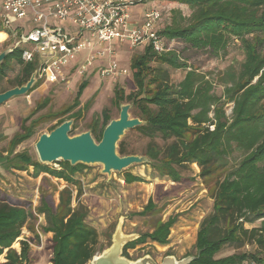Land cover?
I'll use <instances>...</instances> for the list:
<instances>
[{
  "label": "trees",
  "instance_id": "1",
  "mask_svg": "<svg viewBox=\"0 0 264 264\" xmlns=\"http://www.w3.org/2000/svg\"><path fill=\"white\" fill-rule=\"evenodd\" d=\"M169 1L187 7L190 14L186 16L182 9L174 10L160 36L196 50H207L215 57L227 56L234 46L243 55L239 70L230 69L223 76L224 90L220 95L214 92L215 86L206 75L195 70L188 71L180 83L174 84L170 82L169 69H187L186 64L177 53L160 54L149 45L144 55L131 63L137 91L126 95L117 87L114 104L119 108L125 103L133 106L135 118L143 122L133 131L149 140L142 155L153 163L159 174L180 182L182 177L177 169L195 164L203 179H216L213 212L201 222L195 244L198 254L190 264L248 261L264 264V0ZM8 46L13 53L0 65V94L26 85L38 70L37 56L25 62L22 48ZM153 62L158 66L153 68ZM12 64L20 72L4 85L14 69ZM37 88L38 83L32 91ZM227 105H232L230 115L225 110ZM68 120L58 122L51 132ZM111 121L110 111L105 110L102 120L91 127L96 142L102 141ZM76 129L74 125L72 132ZM29 133L35 132L30 129ZM158 140L170 145L167 149L159 148ZM118 152L122 157L139 155L126 141L120 142ZM24 160L26 165L34 167L36 175L48 174L68 185L60 192L58 205L53 195H49L37 207L39 214L45 216V232L53 235L43 246L51 256L50 264H90L96 255L111 246L112 236L108 245L103 246L98 230L88 224L90 211L80 201L83 188L76 180L85 166L61 162V169L56 170ZM124 180L128 184L144 181L129 172L124 173ZM71 187L76 188L75 198ZM155 210L151 200L139 215L146 216ZM34 220L35 214L29 206L14 205L0 196V255ZM175 223L172 217L166 222L160 221L151 234L128 244L124 256L131 259L128 250L147 243L148 238L161 246L168 245ZM257 223L260 224L256 226ZM250 245L256 246L257 252L217 258L227 246L242 249ZM28 251V244L23 243L24 258ZM8 257V264L20 263L13 250H9Z\"/></svg>",
  "mask_w": 264,
  "mask_h": 264
},
{
  "label": "rangeland",
  "instance_id": "2",
  "mask_svg": "<svg viewBox=\"0 0 264 264\" xmlns=\"http://www.w3.org/2000/svg\"><path fill=\"white\" fill-rule=\"evenodd\" d=\"M153 8L163 10L165 20L158 26L159 32L169 24L174 10L182 9L186 16L190 14L187 7L176 1L152 0L131 7V22L139 20L146 10ZM14 25L25 27L22 21ZM163 39L166 52L177 53L181 62L187 66V69H169L170 82L174 84L180 83L188 71L195 70L205 74L207 80L214 84V92L220 95L224 90L223 76L230 69L238 71L239 62L243 59L239 49L234 46L230 48L227 56L215 57L207 50H196L183 42ZM14 42L12 39L4 46L0 45V54L8 50L7 45L12 48ZM145 49L143 46H117L116 62L121 67L129 69L131 73L127 77L106 79L102 78L99 72L101 68L108 66L110 61L108 58L94 62L83 75L77 72L89 56V52H84L71 63L64 81L47 84L37 80L38 88L29 95L14 98L0 106V196L14 205L29 206L35 214V220L22 231L23 240L19 243L20 247L17 246L21 255L15 251L20 259L19 264H48L44 256H48L49 253L43 246L53 235L45 232L46 221L42 220L45 216L39 214L37 207L42 199L48 200L49 195H53L55 204L58 205L59 199L55 196L67 185L65 181L36 175L34 167L26 165L28 163L24 158L30 162L40 163L36 150L40 137L50 134L58 122L68 120L72 115H75L72 120L77 126L75 132H71L72 137L91 132V127L102 120L105 110L110 111L112 121L119 119L121 106L124 104L120 108L114 104L115 89L121 88L126 95L137 91L131 63L134 58L143 56ZM12 66L14 69L9 72L4 85L10 80L13 81L20 72L19 67L15 64ZM157 66V63H152L153 68ZM84 84L86 86L82 89ZM225 110L227 115H230L232 105H227ZM132 111L133 108L131 116L135 118ZM30 129L35 132L33 135H30ZM28 135L30 136L27 137ZM122 141H126L135 149L138 156L146 157L142 154L149 140L135 131H128ZM158 145L159 148L167 149L170 142L158 140ZM149 162L145 165H135L122 173H113L112 176L103 174L104 168L100 164L84 165L85 167L76 175V180L83 188L80 201L90 211L88 224L98 230L100 244L107 246L120 221L123 222L122 231L125 235L142 236L151 234L160 221L175 218L176 223L171 230L168 245L161 246L148 238L147 243L128 250V254L132 260L149 255L158 264H163L167 257H174L179 262L192 259L198 254L195 244L201 222L213 212L212 193L216 179H203L200 176V168L194 164L178 168L182 181L174 182L169 177L159 174L153 163L150 160ZM46 166L60 170L61 162ZM125 172L140 176L144 181L128 184L124 181ZM218 176L220 174L214 178ZM71 188L75 198L76 188ZM151 200L156 207L155 212L140 216ZM247 228L250 229L252 226ZM23 243L29 246L27 258L22 256ZM255 252L257 247L254 245L242 249L227 246L217 258ZM244 264L253 263L248 261Z\"/></svg>",
  "mask_w": 264,
  "mask_h": 264
},
{
  "label": "built area",
  "instance_id": "3",
  "mask_svg": "<svg viewBox=\"0 0 264 264\" xmlns=\"http://www.w3.org/2000/svg\"><path fill=\"white\" fill-rule=\"evenodd\" d=\"M148 1L152 0H0V45L13 39V48L24 50L25 62L37 56V80L47 84L64 81L71 63L84 52L89 56L77 69L79 74L83 75L94 62L108 58L109 64L100 69V76L127 77L131 71L115 60L117 46L152 45L160 54L167 51L158 31L163 10L148 9L139 20H130L131 7ZM20 21L25 27L14 25ZM22 240L21 235L3 250L0 264H8L9 250L21 255Z\"/></svg>",
  "mask_w": 264,
  "mask_h": 264
},
{
  "label": "water",
  "instance_id": "4",
  "mask_svg": "<svg viewBox=\"0 0 264 264\" xmlns=\"http://www.w3.org/2000/svg\"><path fill=\"white\" fill-rule=\"evenodd\" d=\"M13 53L12 49L0 54V65L6 57ZM37 83V72L29 82L21 87H16L0 94V106L12 99L27 96ZM131 104L121 106L119 119L111 121L106 127L103 139L96 142L91 132H85L77 136H71L73 120L64 122L50 134H44L36 144V150L40 163L50 165L57 162L70 163L71 166L95 165L103 166V174L112 176L113 173H122L135 165L149 164L147 157L120 156L118 146L126 132L133 131L143 125L138 118L131 116ZM123 222L120 221L112 236L111 246L102 254L96 255L90 264H158L151 256L147 255L138 260H132L124 256L125 247L140 239L141 236L125 235L122 231ZM195 259L177 261L174 257H167L163 264H190Z\"/></svg>",
  "mask_w": 264,
  "mask_h": 264
},
{
  "label": "crops",
  "instance_id": "5",
  "mask_svg": "<svg viewBox=\"0 0 264 264\" xmlns=\"http://www.w3.org/2000/svg\"><path fill=\"white\" fill-rule=\"evenodd\" d=\"M42 176L49 177V178H53V180L55 179L56 181L64 182L63 180H61V179H57V178H54V177H52V176H50V175H48V174H41L40 177H42ZM135 176H137V175H135ZM124 181H125V180H124ZM66 187H68V185H66L65 187H63V189H65ZM63 189H62V190H63ZM60 191H61V190H60ZM59 194H60V192L56 194L55 198L58 197V199H59ZM57 203H59V200L57 201ZM42 220L45 221V217L42 218ZM164 222H166V221H164ZM50 234H51V233H50ZM41 249H42V248L40 247L39 250H41ZM44 257H46V259H47V261H48V264H50V257H51V256L48 254V256L45 255ZM42 258H43V257H42Z\"/></svg>",
  "mask_w": 264,
  "mask_h": 264
},
{
  "label": "bare ground",
  "instance_id": "6",
  "mask_svg": "<svg viewBox=\"0 0 264 264\" xmlns=\"http://www.w3.org/2000/svg\"><path fill=\"white\" fill-rule=\"evenodd\" d=\"M1 38L3 39V38H4V36L2 35V36H1Z\"/></svg>",
  "mask_w": 264,
  "mask_h": 264
}]
</instances>
